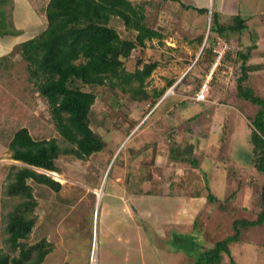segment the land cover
Returning <instances> with one entry per match:
<instances>
[{"label":"rangeland","instance_id":"obj_1","mask_svg":"<svg viewBox=\"0 0 264 264\" xmlns=\"http://www.w3.org/2000/svg\"><path fill=\"white\" fill-rule=\"evenodd\" d=\"M48 1L10 0L0 14V48L7 49L8 39L16 40L9 54L0 58V254L18 256V251L7 244L4 228L8 215L21 201L5 192L12 168L24 166L11 159L8 148L14 133L21 128H26L35 140L55 139L60 149L57 172L35 169L58 182L60 191L28 181L37 205L34 227L23 243L32 246L46 240L52 245L53 251L42 264H89L91 256L96 257L95 248L105 264H143L136 240L125 251L113 247L106 252L125 255L121 260L117 256L103 257L101 229L114 232L122 240L128 239L126 234L137 233L145 244H141L142 250L147 248L148 252L147 243L155 244L169 252L170 261L194 264L196 250H206L233 235V221H254L264 174L253 166L252 146L248 143L247 119L255 107L238 96L236 86L243 64L238 54H248L244 65L257 69L243 86L263 96L264 13L238 12L248 20L247 29L220 37L209 31L211 13L218 10L221 25H231L236 13L219 7L217 0H180L182 4L207 9L205 14L184 10L178 2L130 0L146 6L145 23L160 32L162 38L135 48L124 68L134 72L155 62L157 66L144 90L149 96L154 90L166 91L151 105L152 98L133 100L109 86H84L83 90L96 97L89 115L90 128L105 143L101 152L85 160L63 153L72 146L58 134L18 48L21 42L45 30ZM7 24L19 30L20 35L5 33ZM109 26L122 39L134 38V33L117 18H112ZM201 36L202 44L198 41ZM207 49L212 55L205 53ZM169 81H173L171 87L167 86ZM200 89H205L206 101H196ZM193 116L194 122L189 123ZM172 152L176 160L171 159ZM190 159H195L198 166L188 162ZM116 178L123 182L120 186L111 182ZM91 191L102 198L104 192H118L121 204L127 203L129 215L106 217L109 211L102 207L97 216L98 198ZM177 194L186 201L190 199L195 208L179 214V208L186 205L174 200ZM135 195L145 203L135 200ZM150 197L160 205L147 206ZM146 207L149 212L141 216ZM111 213L116 212L111 209ZM177 230L183 235H178ZM161 233L163 238L159 237ZM230 249L237 264H264L263 227L242 230L240 242L231 244ZM221 264H230L229 258L224 256Z\"/></svg>","mask_w":264,"mask_h":264},{"label":"trees","instance_id":"obj_2","mask_svg":"<svg viewBox=\"0 0 264 264\" xmlns=\"http://www.w3.org/2000/svg\"><path fill=\"white\" fill-rule=\"evenodd\" d=\"M164 1L178 2L184 10L208 13L207 9L188 6L180 0ZM8 4L10 0H0V14L1 9L5 12ZM146 12V6L133 4L130 0H49L45 7V30L18 45L27 63L28 76L45 100L58 134L72 146L64 149L63 153L86 160L105 147V143L90 128L89 115L96 97L93 92L83 90L84 86H109L112 90H121L133 100L152 98L151 105L156 104V100L166 91V88L154 90L149 96L144 90L146 80L157 66L155 62L144 64L134 72H127L124 68V63L135 48L144 47L146 41L162 38L160 32L146 25ZM218 16L217 12L211 13L209 31L220 37L247 29L248 20L239 15L232 18L231 25H221ZM112 18L119 19L128 31L134 33V38H120L109 26ZM6 21L11 24L8 19ZM6 27L5 33L12 36L21 33L13 26L7 24ZM203 39L204 36L199 37V43L202 44ZM209 39L208 36L207 42ZM205 53L212 55L211 49ZM238 55L243 64L242 74L237 80V94L244 102L255 107L254 114L247 119L250 130L248 143L252 146L253 166L257 172L264 174V93L259 96L253 88L243 86L257 67L244 65L248 54ZM172 84L173 81H169L167 86L171 87ZM195 118H190L189 123L194 122ZM8 148L12 152L11 159L24 165L12 168L14 171L8 178L11 181L5 189L8 197L18 196L21 199L8 215L4 228L7 244L13 251H18V256L0 254V264H42L53 251L52 245L46 240L32 246L23 243L34 227L37 205L28 181L59 192L61 186L58 182L35 169L57 172L56 161L60 149L55 139L35 140L26 128L14 133ZM170 157L177 159L173 152ZM188 162L198 166L195 159ZM210 196L208 199L211 200ZM258 208L254 221H233L232 236L206 250H196L194 264H221L224 256L229 258L230 264H237L232 259L230 245L240 242L242 230L258 226L264 229V185L259 192Z\"/></svg>","mask_w":264,"mask_h":264},{"label":"crops","instance_id":"obj_3","mask_svg":"<svg viewBox=\"0 0 264 264\" xmlns=\"http://www.w3.org/2000/svg\"><path fill=\"white\" fill-rule=\"evenodd\" d=\"M216 2H217V5H219V7H220V5H221V7L225 6L227 8L228 12H230V11L233 12V13L235 12L236 14L235 15L233 14L232 17H234L236 15H239V13L240 14H243V13L247 14V12H252V15L253 14L255 15L258 12H263L264 13V0H258L259 3L258 2L256 3V0H217ZM241 5L246 6V8H241L240 7ZM252 5H254V6L252 7ZM217 12H218V10H217ZM239 16H241V15H239ZM250 18H251V16H250ZM7 42L9 43V45L6 46L7 49H1L0 48V58H4L5 56H7V54H9L11 49L16 46V40L15 39H12V40L8 39ZM117 180L118 179L116 178V179H114L111 182L117 183L120 186L121 183H123V182H120V181H117ZM95 183H96V185L98 184V186H99L98 179H97V181ZM105 184H106V182H105ZM98 186H91L92 187L91 189H94V188L97 189ZM103 186H104V184H103ZM98 189H100V187ZM104 191H106V190H104ZM90 193H91V195H93L95 197V199L98 198V208L95 210V213H97V216L100 215V213H99L100 211L99 210H101L102 207H103V209H105V211H109V213L106 214V217H109L110 215H113V214H116V216H117L120 213H124L123 216L129 215L128 208H126L127 207V203L125 202L124 206H123V204H121L122 203V198L120 197L121 194H118V195L116 194L118 192H113V194H111L110 192L109 193L104 192L103 193V198H102V195L99 196V194H98V197H97V195L95 194L96 192L93 193V191H91ZM132 197H134L135 200L137 199L138 202L145 203V201L141 200L140 197H136V195L132 196ZM174 200L178 201L179 204H181L183 202L181 204L183 206L186 205V208H185V206L183 207V209L179 208L180 210L177 211L178 213L180 211H182L181 213L183 214L184 212H186L185 210H187V212H191L190 208L191 209L195 208L194 205H192V207H191L190 199H187V201H186V199L182 195L180 196V195L177 194V196L174 197ZM127 201H129V198L127 199ZM130 201H133V200H130ZM146 201H147V206L150 205L152 207L153 205L154 206L155 205H160V203L156 199L154 201V199L151 198V197L148 200H146ZM119 202H120V208L118 207ZM132 205H134V203H132ZM135 206H136V204H135ZM111 209L114 212H116V213H111ZM147 211L148 210H147V207H146V210L144 211V213H142L141 216L145 215ZM93 212H94V209H92V214H93ZM100 217H101V221L104 222L103 215L100 216ZM189 222H192V220L190 219ZM177 231H178V235H180V234L183 235L182 234L183 232H180L181 230H177ZM109 232H111V233H109ZM134 234H136V236ZM126 235L128 236V239L122 240V239H119L118 236L114 234V232H112V231H108L107 232V231L101 229L102 243H100V246H101L100 247V253L104 254L103 257L108 258V256H112V257L113 256H115V257L117 256L121 260L125 255H121L119 253H118V255H109V254L107 255L106 252H110L108 249H111L113 247H118V248H121L122 251H125L128 246H134L133 245V241L136 240L135 246L138 245V247H140L141 252H140V250H138V254L142 258L143 264H176L174 261H170L171 260L170 259V254H169L168 251H166V249L164 247L159 248L155 244L151 245L150 243H147L148 252H147V248H145V246H144V248L146 249V252H144L145 249L142 250L141 248L143 247L142 245H145V244H142L140 235L138 237H137V235H138L137 233H132V234H129V235L126 234ZM161 235H162V233L160 234L159 237H162ZM169 247H170L169 249L173 250L172 246L169 245ZM95 252H96V257H97L98 264L102 263V262H103V264H105L104 261H101V258H100L99 254H98L97 248H95ZM157 253H158V256L160 258L159 261H158ZM171 253H172V251H171ZM145 256H147V258H145ZM89 257H90V255H89ZM89 257H88V259H89Z\"/></svg>","mask_w":264,"mask_h":264},{"label":"built area","instance_id":"obj_4","mask_svg":"<svg viewBox=\"0 0 264 264\" xmlns=\"http://www.w3.org/2000/svg\"><path fill=\"white\" fill-rule=\"evenodd\" d=\"M195 99L196 101L198 102H201V101H206V93H205V89H200L196 95H195ZM89 264H98L97 262V258L95 256H91L90 258V261H89Z\"/></svg>","mask_w":264,"mask_h":264},{"label":"bare ground","instance_id":"obj_5","mask_svg":"<svg viewBox=\"0 0 264 264\" xmlns=\"http://www.w3.org/2000/svg\"><path fill=\"white\" fill-rule=\"evenodd\" d=\"M56 176V174H54Z\"/></svg>","mask_w":264,"mask_h":264},{"label":"water","instance_id":"obj_6","mask_svg":"<svg viewBox=\"0 0 264 264\" xmlns=\"http://www.w3.org/2000/svg\"><path fill=\"white\" fill-rule=\"evenodd\" d=\"M206 41V40H205Z\"/></svg>","mask_w":264,"mask_h":264}]
</instances>
